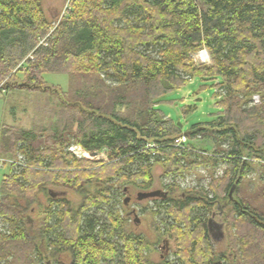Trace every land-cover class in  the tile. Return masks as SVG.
<instances>
[{
	"label": "trees",
	"instance_id": "obj_1",
	"mask_svg": "<svg viewBox=\"0 0 264 264\" xmlns=\"http://www.w3.org/2000/svg\"><path fill=\"white\" fill-rule=\"evenodd\" d=\"M41 2L0 0V94L24 67L26 84L13 88L39 89L44 75L61 71L102 75L105 65L121 86L111 91L117 95L114 101L121 102L134 88L144 99L140 109L125 117L113 108L103 112L86 105L73 133L41 142L32 131L0 129V153L19 152L29 167L20 179L5 177L0 185V264H32L25 255L28 248L37 259L42 257L29 238L26 214L36 195L55 185L73 189L82 200L74 208L66 196L51 197L55 189L46 190L50 206L43 210L39 237L48 248L47 258L68 253L70 264H102L121 255L119 264H150L143 254L149 244L127 230L126 217L111 212L105 234L98 220L86 214L108 204L107 195L115 188L125 191L133 186L145 194L152 184L150 160L159 152L189 154L187 143L183 148L174 146L181 129L156 105L192 78L210 82L216 98L220 97L216 90L224 91L216 104L218 122L193 125L183 135L207 137V128H213L215 141L228 142L224 154L235 165L224 184L227 202L221 208L231 204L237 222L229 226L235 233L229 235L233 258L228 257L232 259L227 264H264V208L257 211L243 200L228 197L237 172L244 173L250 165L242 151L262 163L264 185V0H71L68 17L51 33ZM202 50L208 52L211 64L196 66L192 56ZM253 94L260 104L242 109ZM241 118L253 119L261 128L239 139L235 125ZM68 135L89 154L106 150L111 162L75 160L63 151ZM137 163L141 165L131 174L128 168ZM45 167L49 171L30 169ZM165 193V198L160 197L163 201L168 197ZM261 196L264 205V186ZM168 203V214L185 224L184 229H171L183 264H223V255L217 262L210 259L208 223L190 217L196 207L211 202L199 193H188Z\"/></svg>",
	"mask_w": 264,
	"mask_h": 264
},
{
	"label": "rangeland",
	"instance_id": "obj_2",
	"mask_svg": "<svg viewBox=\"0 0 264 264\" xmlns=\"http://www.w3.org/2000/svg\"><path fill=\"white\" fill-rule=\"evenodd\" d=\"M70 2L71 0H42L41 5L50 24V33L68 17L71 10ZM192 60L196 66L211 64L210 56L205 50L194 54ZM26 70L27 68L24 67L17 72L13 80L4 85L6 90L0 94V129L5 126L17 131H32L40 142L48 137L63 136L66 132L73 133L80 119L79 113L87 110L84 108L86 105L93 106V108L98 107L103 112L113 108L118 115L125 117L140 109L144 99L143 93L134 88L125 95L121 102L114 101L112 97L117 95L112 94L111 91L113 93L119 91L121 86L115 83L113 71L105 65L101 68L102 75L100 73L98 75L73 74L61 71L44 75L39 89L13 88L17 83L26 84ZM216 92L220 94V97H215V91L210 82L192 78L155 105L165 118L173 120L179 126L183 135L193 125L204 126L209 122H218L217 116L220 111L216 104L223 98L224 91L216 90ZM254 97L257 98L255 103L252 100ZM260 101L259 96L253 94L242 109L258 105ZM252 120L241 118L239 124L235 125L237 138L240 139L244 133L261 128ZM207 130L210 136L204 137L198 134L194 138L186 137L187 147L190 149L189 154L183 156L174 154L172 150H166L159 152L156 159L150 160L153 165L150 172L152 184L145 192H167L166 200H161L159 196L138 199L142 191L133 186L125 187V191L122 188H115L107 195L108 204L92 208L86 215L96 218L99 225L103 226L105 234H108L110 224L108 215L111 212L117 211L121 217H126V214L130 213L126 218L127 230L132 234L140 235L149 244V249H145L143 254L150 264H183L178 253L181 247H177L176 236L171 229L172 227L184 229L185 224L182 221L175 222L168 214V208L171 207L168 200H180L183 194L199 193L204 200L211 203L207 206L196 207L190 214L191 220L196 221L199 218L207 223V220L213 219L214 223L221 227L220 235L217 234L218 240L215 239V241L212 236L209 237L213 251L210 259L217 262L219 256L223 255L225 258L221 261L227 264L233 258L229 249V235L235 233L234 228L231 229L229 226L237 222V217L231 204H228L226 208L222 207L221 213L218 208L227 202V191L224 190V184L232 177L235 164L227 160L224 154L228 148V142L224 138L215 141L214 133L217 131L213 128H207ZM68 137L69 142L65 144L63 151L75 160H87L102 165L111 162L106 150L100 151L95 158L88 157L89 153L83 150L80 153L71 152L72 147L79 146L73 141L71 135ZM259 143L261 141L257 140V144ZM242 154V158H246L250 165L243 169L244 173L237 172L236 181L233 182L235 189L232 196L236 201L243 200L252 208L261 211L264 208L261 196L264 186L261 181L262 163L246 156L245 151H242ZM0 162L4 165L0 167V185L5 177L20 179L22 170L29 169L24 156L19 152L15 156L0 153ZM140 165L137 163L130 166L128 170L132 174ZM30 169L49 171L47 167ZM59 172L61 171L55 173ZM49 188L65 193L66 199L74 208L81 203L82 196L65 186H46L44 191L39 192L35 197L36 201L30 205L26 218H28L29 238L39 246L42 257L37 259L38 257L32 254L29 248L25 255L34 261L32 264H45L47 260L50 264H70L71 258L68 253L47 258L48 248L39 237L44 219L43 210L50 206L46 193ZM89 190L93 191L94 188L90 187ZM52 209H55V205H52ZM1 226H3L2 220H0ZM228 257L232 258L229 260ZM120 260L121 255L115 261H106L102 264H119Z\"/></svg>",
	"mask_w": 264,
	"mask_h": 264
},
{
	"label": "water",
	"instance_id": "obj_3",
	"mask_svg": "<svg viewBox=\"0 0 264 264\" xmlns=\"http://www.w3.org/2000/svg\"><path fill=\"white\" fill-rule=\"evenodd\" d=\"M96 153L94 154H89L90 157H96ZM235 186L233 185L228 193V197L229 200H232V195L234 192ZM51 197H57V196H65V193H60V192H56V191H50ZM154 196H159V197H166V193H160V192H155V193H143L141 195V198L139 197V199H146V198H150V197H154ZM128 201V200H127ZM218 211L221 213L222 212V208H219ZM208 230L210 232V235L213 236V232L215 231L216 234L220 235V226L216 225L213 221V219H209L208 220ZM217 264H222L221 262L217 263Z\"/></svg>",
	"mask_w": 264,
	"mask_h": 264
},
{
	"label": "built area",
	"instance_id": "obj_4",
	"mask_svg": "<svg viewBox=\"0 0 264 264\" xmlns=\"http://www.w3.org/2000/svg\"><path fill=\"white\" fill-rule=\"evenodd\" d=\"M252 100H253L254 103L257 102V98L256 97H254ZM186 143H187V138H186V136L182 135L179 138L175 139L173 144L177 148H183ZM148 147H149V145H148ZM81 150L82 149L80 147H72L70 149L71 152L78 151L79 153L81 152ZM88 157H90L89 154H88ZM90 158H95V157H90ZM3 166L4 165L0 162V167H3Z\"/></svg>",
	"mask_w": 264,
	"mask_h": 264
},
{
	"label": "flooded vegetation",
	"instance_id": "obj_5",
	"mask_svg": "<svg viewBox=\"0 0 264 264\" xmlns=\"http://www.w3.org/2000/svg\"><path fill=\"white\" fill-rule=\"evenodd\" d=\"M129 215H130V213H128V214L126 215V218L129 217ZM135 221H136V219H135ZM207 223H208V222H207ZM210 236H211V235H210ZM212 237L214 238V240H215V239H216V240L219 239V238L217 237V234H216L215 231L213 232V236H212ZM216 240H215V241H216Z\"/></svg>",
	"mask_w": 264,
	"mask_h": 264
}]
</instances>
